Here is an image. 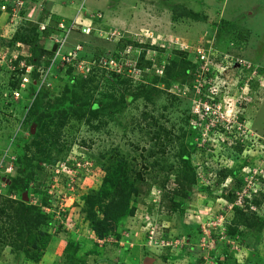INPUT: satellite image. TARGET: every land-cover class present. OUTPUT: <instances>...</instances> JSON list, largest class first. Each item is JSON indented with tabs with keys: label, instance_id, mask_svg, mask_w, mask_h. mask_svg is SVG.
<instances>
[{
	"label": "rangeland",
	"instance_id": "rangeland-1",
	"mask_svg": "<svg viewBox=\"0 0 264 264\" xmlns=\"http://www.w3.org/2000/svg\"><path fill=\"white\" fill-rule=\"evenodd\" d=\"M58 1L67 25L93 16L90 35L75 26L54 34L57 47L49 3L0 0V264H264V225L241 224L234 209L264 220V0ZM41 17L50 28L38 37ZM44 48L51 63L59 48L97 64L118 54L132 68L145 51L153 84L117 107L136 84L97 67L75 72L85 80L69 65L48 70ZM17 159L34 175L13 193L6 180ZM128 164L129 175L141 172L135 211L101 239L92 220L110 197L98 203V193L112 166ZM186 167L196 184L182 205ZM20 194L32 206L27 242L15 218Z\"/></svg>",
	"mask_w": 264,
	"mask_h": 264
},
{
	"label": "trees",
	"instance_id": "trees-1",
	"mask_svg": "<svg viewBox=\"0 0 264 264\" xmlns=\"http://www.w3.org/2000/svg\"><path fill=\"white\" fill-rule=\"evenodd\" d=\"M97 19H99V18H97ZM58 20L59 21L56 22V24L54 26V28L56 29L55 31H57V32H51L50 33L51 35L61 34L64 32L63 30L58 29V25L62 22L65 23V21L64 20L62 21L60 19H58ZM40 21H41V23L46 22V17H41ZM49 28H50V26H47L46 30L47 29L49 30ZM37 32H38L37 36L40 35L41 33H43V31H41L40 29ZM22 42L25 43V41H22ZM39 52H40V55H39L40 59H43L45 56H48L47 65L49 66L51 61H52V57L54 56V53L51 50L46 49V48L41 49ZM143 52L145 53V51H143ZM144 53L142 55L140 54L138 57V60H141V62H140V65H137V67H138V70L140 71L139 73H143L142 78H145L139 84H137L133 81V78H132L133 74L129 73L131 68L127 67V65H126V63L128 61H125V59L124 60L120 59L118 54H113V56H111L110 59L115 60L116 62H118L122 66L124 64L121 71H118V68L110 69L107 67H101L100 62H98V64H97V62H92L93 61L92 58H91V60H89V58L83 59L82 55L81 56L79 55L78 60L90 62L91 63V71H94V69L97 67V68L102 69L103 71L111 74L113 76V78L122 86H128V85L130 86V84L133 83V84H136V87H139V89L136 88L138 90L136 92L137 94L133 93V94L127 95L126 97H123L120 102L117 101L116 106L118 107V106H124V105L127 106V104L137 100L138 98L145 97L147 95V91L151 88V85L153 84L152 82H153L154 78H152L151 82L148 81L149 76L147 77L146 66L142 65V62L144 61ZM45 59H46V57H45ZM68 69H69V72L72 76H74V77L79 76V77H77V79L79 78L81 80H85V78L82 77L81 75H75L76 71H75L74 67L69 66ZM34 72H36V70H34ZM74 77H72L73 81L75 79ZM77 79H75V80H77ZM179 80H181V79H179ZM145 85H149V87H147ZM41 97L42 96H38L36 98V106H35V108L30 110V115L34 118L36 117V115L38 113V107H39L40 103L42 102ZM98 106H101V105L95 104L92 106V108L93 109L95 107L98 108ZM71 114L72 115H79L76 110H73L71 112ZM51 115H53V114H51ZM54 115H56V113ZM67 115H69V114H67ZM60 125H61V123H60ZM202 148H203L202 152H204L205 149H204V147H202ZM194 149H195V145H193L192 142H189V147L187 148V151L182 156V160L184 161L185 164H188L187 162H189V159H190ZM245 162L247 163V161H245ZM16 164H17L16 172L18 173L17 176L15 178L11 177L9 180H6V183H8L7 181H9L7 186L9 187L10 191L13 193L17 192V190H20L21 192H25L28 190V187H29L28 181L34 175V167H32L31 164L29 163L28 170H24L18 159H17ZM123 167H124V169L122 167H119V166L115 167V168H113V166H112L110 168L111 169L110 175L106 177L107 181H105V184L103 185L102 189L98 193V199H97L98 203L101 201L103 202V199L110 197L109 202L104 206V217H103V219H97V216H96V218L95 219L93 218V220H92V227L91 228L96 233V235L101 239L105 238L106 236L110 235L111 233H115L116 224H119V222L122 219H125V218L131 216L135 211V208H132V203H133V199H134L132 196L134 194H136V195L139 194V190H138L137 186L135 185L136 182H134L133 180H140V178H141L140 173L141 172L135 171V172H133V175H131V174L129 175V173H132L133 168L129 169V164L126 166H123ZM186 169H187V173L185 176V183L182 185L184 188V191H183V197L184 198H183L182 205L187 201V199H189V197H191L192 191H194V185L196 184L195 169L194 168L191 169L188 167H186ZM123 170L125 171V173L121 174V171H123ZM258 178L261 179L262 176L260 175ZM20 196H21L22 200L16 209L17 215L15 216V218H16V222L18 221L22 230L25 232V238L26 239H24V241L27 242L29 240L28 236L30 235V237H31V234H32L31 233L32 227L30 226V222H29L30 218H28V216H27V214L31 211L32 206L29 205L28 203L24 202V194L23 195L20 194ZM234 209L237 211V214L240 216L239 218H241V224L248 226V227H255V229H258L259 227H262L264 225V220H262L258 216L252 217L251 215H244L245 213L239 208L238 205H235ZM235 231H236V229H232L231 227H229L228 231H227L228 236L235 234ZM117 237H119V235Z\"/></svg>",
	"mask_w": 264,
	"mask_h": 264
},
{
	"label": "built area",
	"instance_id": "built-area-1",
	"mask_svg": "<svg viewBox=\"0 0 264 264\" xmlns=\"http://www.w3.org/2000/svg\"><path fill=\"white\" fill-rule=\"evenodd\" d=\"M75 26H77L76 27V29H78V27H79V22H78V24H77V21L75 22V23H73L72 25H67L66 23H60L59 25H58V29H61V30H63L64 32V34H65V37H67V36H69V34L73 31V29L75 28ZM47 27H45V26H43V24L41 25V27H40V29L42 30V31H44L45 29H46ZM85 30L86 29H83L82 31L83 32H85ZM90 31H91V29L90 28H88L87 29V31H86V33H90ZM51 39H52V42L57 46V47H59L60 46V44H61V40L60 39H57L56 37H55V35H52L51 36ZM59 49V48H58ZM58 49L56 50V58L54 59V61L49 65L50 67L48 68V70H51V67L52 66H55V65H57V63H60V64H62V65H72L74 68H75V71L76 72H79V74H82V75H86L87 74V72L89 71V69H90V72H91V63L90 62H87V61H77V62H75L76 60H77V56H76V54L75 53H60L59 51H58ZM79 48H77V50H78ZM75 62V63H74ZM100 64H101V67H107V68H110V69H112V68H118V71H121L122 70V68H123V66H124V64H123V66L122 65H120L118 62H116L115 60H112V59H110V58H104V59H101L100 61ZM87 67V71H85L84 72V68H86ZM138 73L139 74V70H138V67L137 66H134L133 67V69L132 70H130L129 71V73L130 74H134V73ZM137 74V75H138ZM25 82H27L28 80L27 79H25L24 80ZM11 168V167H10ZM7 171H9V173L11 174V171H12V168L11 169H9V168H7Z\"/></svg>",
	"mask_w": 264,
	"mask_h": 264
},
{
	"label": "crops",
	"instance_id": "crops-1",
	"mask_svg": "<svg viewBox=\"0 0 264 264\" xmlns=\"http://www.w3.org/2000/svg\"><path fill=\"white\" fill-rule=\"evenodd\" d=\"M21 1L25 2V0H21ZM44 1H46V3H49V5L51 7V14H52V16L57 17L60 20H62L64 18V17H61V16L65 15V12H64L63 8L60 7V4H59V1L58 0H34V2H35L34 4H36L35 6H38L37 4H39L41 2H44ZM27 6L28 5H26V4L23 5V7H25V8ZM20 9H22V8H20ZM75 17H80L79 20H84L87 25L91 24V22L89 20L90 19H93V16H92V18L82 17V14H79L78 16L75 15Z\"/></svg>",
	"mask_w": 264,
	"mask_h": 264
},
{
	"label": "clouds",
	"instance_id": "clouds-1",
	"mask_svg": "<svg viewBox=\"0 0 264 264\" xmlns=\"http://www.w3.org/2000/svg\"><path fill=\"white\" fill-rule=\"evenodd\" d=\"M41 25H42V23H40V27H41ZM91 25L92 24H89V25H87V24H85V21L84 20H82L81 22H79V27H78V29H80L81 31L83 30V29H85L86 27H89V28H91ZM46 30V29H45ZM83 32V31H82ZM91 34V31H90V33L88 34V35H90ZM53 43V42H52ZM65 53H67V52H65ZM78 57V56H77ZM79 58V57H78ZM78 58H77V60L75 61V62H77L78 61ZM80 61V60H79ZM74 62V63H75ZM132 64H133V62H127L126 63V65H127V67H130L131 69L130 70H132L133 68H132ZM70 66H72V65H70ZM73 67V66H72ZM231 124V130H229V133H230V135H228V140H231V139H233L232 138V136H231V134L232 133H234L233 132V130H232V121L231 122H229V125ZM235 125V124H234ZM203 147V146H202ZM5 176H6V174H4ZM258 176H260V175H258Z\"/></svg>",
	"mask_w": 264,
	"mask_h": 264
},
{
	"label": "water",
	"instance_id": "water-1",
	"mask_svg": "<svg viewBox=\"0 0 264 264\" xmlns=\"http://www.w3.org/2000/svg\"><path fill=\"white\" fill-rule=\"evenodd\" d=\"M55 49H56V47L54 46V51H55ZM9 182V181H8ZM28 200V196H27V194H25L24 195V201L26 202ZM145 264H151V262L149 261V260H147L146 262H145Z\"/></svg>",
	"mask_w": 264,
	"mask_h": 264
}]
</instances>
